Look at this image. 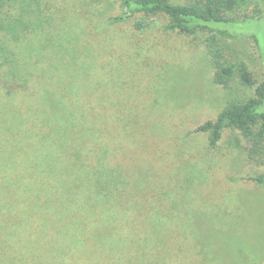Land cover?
<instances>
[{"label": "rangeland", "instance_id": "rangeland-1", "mask_svg": "<svg viewBox=\"0 0 264 264\" xmlns=\"http://www.w3.org/2000/svg\"><path fill=\"white\" fill-rule=\"evenodd\" d=\"M108 3L3 4L0 81H13L23 95L0 91V137L12 134L11 113L35 110L26 99L38 91L60 89L63 102L93 108L95 131L110 130L113 164L127 181L121 198L127 216L70 220L90 228L77 230L80 251L66 263L68 220L58 221L62 233L52 253L43 237L57 233L56 219L36 237L4 219L0 264H264V185L254 181L264 175V162L248 158L250 143L236 130H225L215 146L193 133L252 91L216 84L205 47L168 31L160 18L141 29L99 30L102 17L116 14ZM246 15L254 19L220 26L240 37L236 48L261 79L256 40L263 48L264 19L253 8ZM32 120L26 114L23 125Z\"/></svg>", "mask_w": 264, "mask_h": 264}, {"label": "trees", "instance_id": "trees-1", "mask_svg": "<svg viewBox=\"0 0 264 264\" xmlns=\"http://www.w3.org/2000/svg\"><path fill=\"white\" fill-rule=\"evenodd\" d=\"M8 1L0 0V9ZM108 1L116 14L102 17L99 30L129 25L141 29L143 22L160 18L166 22L168 31L189 35L205 47L215 68L216 84L225 88L237 85L252 91L245 99L230 100L215 120L204 122L193 133L205 134L209 144L215 146L225 130H236L250 143L248 158L263 163L264 46L259 49L256 40L263 67L261 79H257L236 48L240 37L220 25L254 19L246 15L251 8L258 19H264V0ZM238 13L244 15L240 18ZM17 89L13 81H0V91L5 94L22 96ZM66 96L60 89L54 94L44 92L42 96L39 91L29 94L26 101L35 110L29 108L21 113L18 109L11 113L12 134L5 139L0 137V225L2 220L11 219L16 231L33 234L35 230L36 237L44 231V222L56 219L53 226L57 233L43 237L54 253L56 240L60 239L58 221L68 220L63 229H69L70 237L62 239L65 243L61 244L63 252H67L65 263L73 254L77 258L80 251L77 230L90 228L70 220L127 216L121 211L127 181L113 164L110 130L96 133L93 108L65 103ZM29 113L33 120L23 125ZM254 181L264 185V175ZM37 240L40 242L41 236Z\"/></svg>", "mask_w": 264, "mask_h": 264}]
</instances>
